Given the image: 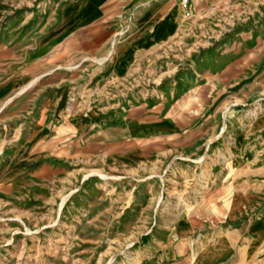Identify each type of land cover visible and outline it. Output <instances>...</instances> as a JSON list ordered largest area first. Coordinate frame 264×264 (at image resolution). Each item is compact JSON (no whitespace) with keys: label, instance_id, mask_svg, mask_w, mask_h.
<instances>
[{"label":"rangeland","instance_id":"rangeland-1","mask_svg":"<svg viewBox=\"0 0 264 264\" xmlns=\"http://www.w3.org/2000/svg\"><path fill=\"white\" fill-rule=\"evenodd\" d=\"M53 1L13 4L47 13ZM190 13L112 92L94 81L119 62L115 45L56 69L73 86L59 115L39 117L55 94L39 76L0 114V264H264V236L246 253L264 221V4L212 0ZM133 97L171 128L109 147L83 123L99 109L92 122L119 124ZM115 149L134 156L117 161Z\"/></svg>","mask_w":264,"mask_h":264},{"label":"crops","instance_id":"crops-1","mask_svg":"<svg viewBox=\"0 0 264 264\" xmlns=\"http://www.w3.org/2000/svg\"><path fill=\"white\" fill-rule=\"evenodd\" d=\"M211 1L186 0L183 8L188 15L182 18L178 11L179 0H55L47 13L42 11L25 14L17 11L13 4L17 0H0L1 118H5L6 108L13 101L21 99L24 90L37 76L38 80L43 79L44 88L53 86L55 92L51 98L46 97L41 101L39 117H42V111H45V115L50 111L53 115H59V102L62 101L63 92L73 86L56 69L86 55H96L104 60L115 45L116 52L123 51L119 62L113 67H102L96 73L94 81L102 90L112 92L113 79L117 83L123 80V75L126 74L123 71L129 70L131 63L156 53L157 48L184 32V22L191 16V10H203ZM259 3L264 4V0H259ZM79 76L76 73L74 80H78ZM62 80L67 81L60 83ZM43 90L45 89L39 91L40 94ZM39 96L37 94L34 99L37 100ZM26 99V111H32V98ZM136 101L133 97L131 107L125 113L117 114L121 120L113 127L100 120L91 121L94 114L101 118L103 111L99 109L98 113L92 111L88 120L83 123L90 124L89 128L92 130L96 126L103 136L100 137L101 143H106L109 147H116L128 138L171 128L169 121L158 118L159 108H145V104L140 103L141 100ZM140 117L146 119L141 121ZM4 122L0 121V128ZM133 156L130 150H113L114 159L120 162ZM263 236L264 221H259L251 228V238L246 245L247 256ZM177 263L176 259L159 257L145 264ZM228 263L230 264V257L227 263L212 261L206 264Z\"/></svg>","mask_w":264,"mask_h":264},{"label":"built area","instance_id":"built-area-1","mask_svg":"<svg viewBox=\"0 0 264 264\" xmlns=\"http://www.w3.org/2000/svg\"><path fill=\"white\" fill-rule=\"evenodd\" d=\"M180 1V3L182 4V6L184 7L185 6V2H186V0H179Z\"/></svg>","mask_w":264,"mask_h":264}]
</instances>
